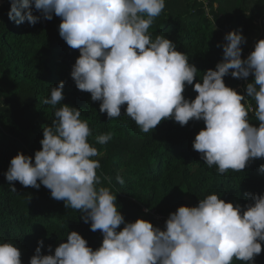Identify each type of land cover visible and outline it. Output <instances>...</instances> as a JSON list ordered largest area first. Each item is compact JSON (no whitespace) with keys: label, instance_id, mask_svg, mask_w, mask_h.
Wrapping results in <instances>:
<instances>
[{"label":"clouds","instance_id":"obj_1","mask_svg":"<svg viewBox=\"0 0 264 264\" xmlns=\"http://www.w3.org/2000/svg\"><path fill=\"white\" fill-rule=\"evenodd\" d=\"M165 3L10 0L7 15L18 26L51 20L54 14L61 18L60 37L80 53L70 75L78 90L100 102L99 110L108 120L120 117L125 105V115L143 133L153 132L163 120L181 126L202 120L205 127L195 135L193 149L219 175L240 172L251 160L264 158V38L242 58L246 38L238 30L227 32L223 59L194 83L199 71L189 56L163 33L153 38L149 32ZM33 8L40 15H34ZM229 73L247 81L245 94L225 84ZM250 75L253 79L248 81ZM186 85L193 86L194 99L183 95ZM64 87L61 80L44 100L55 108L54 119L43 127L42 147L34 160L18 151L4 176L12 192H17L16 181L36 189L43 185L65 208L81 213L103 239L93 250L78 231H68L66 242L59 243L54 254L51 245L49 254H43L40 240L29 264H232L234 259L255 264L264 243V193H245L251 202L242 208L213 192L195 206L180 205L163 229L143 218L126 222L111 190V177H104L106 186L97 174V157L103 153L89 142L88 121L81 119L79 108L61 103ZM250 111L258 126L250 122ZM111 139V132L95 137L100 145ZM259 171L264 173V164ZM115 179L124 183L120 175ZM0 264H23L21 251L11 240H0Z\"/></svg>","mask_w":264,"mask_h":264},{"label":"trees","instance_id":"obj_2","mask_svg":"<svg viewBox=\"0 0 264 264\" xmlns=\"http://www.w3.org/2000/svg\"><path fill=\"white\" fill-rule=\"evenodd\" d=\"M9 9L10 0H0V240L18 246L23 264H29L40 240L42 253L49 254L51 245L54 254L55 247L66 242L68 231H78L93 250L103 239L99 230L91 231L90 222L85 223L81 213L65 208L43 185L36 189L16 181L17 192H12L4 176L18 151L34 160L35 151L42 147L43 127L51 125L55 112L44 100L61 80L65 82L61 103L79 108L81 119L88 121L92 130L89 142L103 153L97 157V174L106 186L104 177H111V190L126 222L143 218L163 229L165 223L157 215L168 217L180 205L195 206L213 192L242 208L251 202L245 193H264V173L259 171L264 158L251 160L240 172L229 170L224 175L204 163L192 147L195 135L205 127L202 120H190L184 126L163 120L153 132L143 133L125 115L126 105L121 107L120 117L108 120L99 110L100 102L78 90L70 75L80 53L60 37L61 18L54 14L51 20L18 26L9 20ZM33 14L40 15L34 8ZM232 30L241 31L246 38L241 46L242 58H246L254 36L264 38V0H166L149 32L153 38L163 33L178 51L189 56V63L199 71L195 83L223 59L224 35ZM223 79L227 86L245 94L247 81L230 73ZM252 79L250 75L248 81ZM183 95L194 99L197 93L192 85H186ZM249 104L255 106L250 98ZM249 119L258 126L251 111ZM107 132L112 133V139L98 144L95 137ZM117 175L123 184L116 181ZM232 264L244 262L234 259ZM255 264H264V243Z\"/></svg>","mask_w":264,"mask_h":264},{"label":"built area","instance_id":"obj_3","mask_svg":"<svg viewBox=\"0 0 264 264\" xmlns=\"http://www.w3.org/2000/svg\"><path fill=\"white\" fill-rule=\"evenodd\" d=\"M257 40H258V39H257ZM257 40H255L254 43L251 45L250 49L246 51V53H245V56H246V57H247V55L253 50L254 45H255V42H256ZM242 54H243V53H242ZM152 213H155V212H152ZM157 219H159L160 222L164 224L165 221H166V219H167V217L164 216V215H157Z\"/></svg>","mask_w":264,"mask_h":264},{"label":"rangeland","instance_id":"obj_4","mask_svg":"<svg viewBox=\"0 0 264 264\" xmlns=\"http://www.w3.org/2000/svg\"><path fill=\"white\" fill-rule=\"evenodd\" d=\"M254 39L257 40L258 38H255V36H254ZM253 42H254V41H253ZM252 44H253V43H252Z\"/></svg>","mask_w":264,"mask_h":264}]
</instances>
